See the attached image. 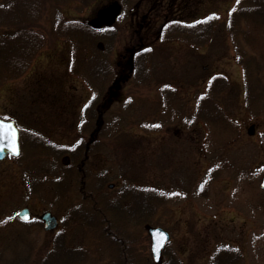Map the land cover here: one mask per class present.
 I'll list each match as a JSON object with an SVG mask.
<instances>
[{"label":"rangeland","instance_id":"374dc122","mask_svg":"<svg viewBox=\"0 0 264 264\" xmlns=\"http://www.w3.org/2000/svg\"><path fill=\"white\" fill-rule=\"evenodd\" d=\"M124 1L131 2L121 10L116 28L120 32L118 45L110 59L128 73V44L136 46L141 36H148L146 28L130 31V12L136 11L138 0H49L34 27L44 38V50L23 77L0 87V119L14 121L27 133L36 131L57 144L72 147L73 134L94 90L70 71V63L71 59L83 61L90 56L93 43L88 39L83 43V37L72 42L61 32L59 37L56 28L62 30L71 23L93 28L91 24L96 23L100 11ZM143 1L138 21L150 22L149 35L159 31L168 16L162 12L170 11L171 6L172 17L186 23L216 15L215 35L203 49L153 41L149 80L139 84L131 78L128 84L121 85L119 100L106 108V131L100 150L92 158L90 191L104 179V191L110 197L124 187L163 192L167 201L148 225L169 233L171 241L166 252L176 254L181 264H210L214 250L222 245L244 253L246 260L242 264H264V258H257V243L259 247L264 243V190L259 187L264 176V101L258 108L249 109L243 68L236 62V50L244 48L243 43L240 39L233 42L227 32V21L238 0ZM117 10L108 14L110 21ZM144 15L151 16L143 21ZM52 50H57V60L52 58ZM124 57L127 58L123 60ZM217 76L231 85L220 96V104L239 135L234 136L223 157L229 174L213 182L207 195L200 196V187L213 162L205 151L206 128L202 124L189 125V121L199 97ZM171 89L174 97L167 105L165 93L171 94ZM46 177L60 180L66 176L53 159L34 158L19 163L7 158L0 162V264H66L69 259L77 264L70 249L79 253V263L113 264L112 250L99 234L70 220L73 210L82 205L78 180L67 176L69 188L65 191L55 193L56 188L46 186L39 196L31 194L28 180L42 181ZM171 194L179 199L171 202ZM24 208L31 210L35 221L50 212L58 219L59 228L50 236L37 226H24L17 218ZM144 227L135 246L141 247L147 257L151 241ZM129 229L133 230V226Z\"/></svg>","mask_w":264,"mask_h":264},{"label":"trees","instance_id":"16d2710c","mask_svg":"<svg viewBox=\"0 0 264 264\" xmlns=\"http://www.w3.org/2000/svg\"><path fill=\"white\" fill-rule=\"evenodd\" d=\"M48 1L0 0V87L6 82L23 77L32 68L36 57L43 51L44 38L37 33L34 27L44 13ZM138 1L135 4L140 8L144 1ZM130 2L125 1V7H128ZM172 13V6L170 11L167 9L162 12V15L168 16L164 17L163 24L154 35H149V22H144V24L138 22L137 27L131 24L130 31L135 33L138 27L141 30L146 28L148 36H141L139 44L142 47L137 45L127 47L129 49L134 47L133 54H135L128 73L122 71L121 67L115 66L110 59L116 44L118 45L120 36L119 30L118 32L116 30L118 23L111 28L91 24L94 26L93 29L79 23L67 24L62 30L56 28V34L59 37L61 32V35L72 42L83 37L85 38L83 43H87V39L89 43H93L92 52L86 59L83 61L82 59H71L70 71H74L73 74L77 78H82L87 86L94 90V94L83 110L76 134H73V142L76 143L72 146L74 148L58 145L37 134H33L29 142L26 141L24 132H21L22 155L16 160L17 162H28L34 158L53 159L59 165L61 173L66 176L60 180L52 177L42 178V181L28 180L29 192L39 196L46 186L53 190L56 188L55 193L59 190L65 191L69 188L67 184L69 177L67 176L75 177L79 182V192L83 195V199L82 205L71 213L70 220L75 219L99 234L112 250L115 258L113 264H153L150 256L146 257L143 251L139 253L135 246L136 241L132 231L135 229L134 222L137 219L136 210L137 208L141 210L142 228L150 223L152 215L167 200L164 201L163 192H154L144 187H124L114 197H110L104 191L107 183L104 179H100L95 188L93 187L94 190L90 191L93 178L88 162L90 157L100 150L99 144L106 131L102 127L105 125L106 108L120 98L121 84L126 83L129 78L136 80L139 84H145L149 80L148 60L150 50L154 45L153 41L163 42V44L178 42L195 49H203L211 43L218 24L216 15L210 19L186 23L172 17ZM157 17L154 19L156 20ZM227 27L231 40L236 43L240 39L243 43L244 48L239 47L236 50V62L244 72L243 88L246 103L249 109L258 108L264 101V45L262 44V41L264 42V0H238L227 21ZM96 34L101 38L97 39ZM254 53H258V56L253 55ZM77 54L75 52V57ZM230 87L228 80L222 76L211 79L205 92L199 97L189 121V125L202 124L206 128L208 137L205 151L213 162L200 187V196L207 195L213 182L220 180L224 174H229L223 157L231 146L232 139L239 133L221 106L220 96L226 94ZM172 93V89L171 94H168V91L165 93L167 105L174 97ZM255 116L261 117L263 114H255ZM242 179H244V174H242ZM178 199L179 196L171 194V202ZM35 225L37 224H31V226ZM132 226L133 230L128 231V227ZM257 247L259 248L257 258L261 261L264 258V251H262L264 243H261V247L257 243ZM70 251L77 256V258L73 256L77 264H82V262L79 263V253L73 249ZM56 253L57 250L54 254ZM243 254L235 247L222 245L214 250L210 264H242L246 260ZM66 256L68 258V255ZM163 256L162 264H181L173 252L170 255L165 250ZM64 260L65 258L62 261ZM66 264L74 263L69 259Z\"/></svg>","mask_w":264,"mask_h":264},{"label":"water","instance_id":"95a60500","mask_svg":"<svg viewBox=\"0 0 264 264\" xmlns=\"http://www.w3.org/2000/svg\"><path fill=\"white\" fill-rule=\"evenodd\" d=\"M0 123H10L15 127L14 123L12 122H6L0 120ZM17 147H18V154H16L13 151L10 139L7 136H3L2 134H0V161L5 160L8 155H11L13 157H18L20 155L21 151H20L18 130H17ZM261 188L264 189V178L261 183ZM18 217L24 223H28L31 221V215L28 209H24L23 211H21ZM41 219L44 223L45 232L53 231L56 229L58 225L57 220L50 213L45 214ZM149 234L152 239V255L154 261L155 263H159L161 259L162 251L169 242L170 236L161 228L150 229ZM158 247H159V251H157Z\"/></svg>","mask_w":264,"mask_h":264},{"label":"flooded vegetation","instance_id":"af4514ba","mask_svg":"<svg viewBox=\"0 0 264 264\" xmlns=\"http://www.w3.org/2000/svg\"><path fill=\"white\" fill-rule=\"evenodd\" d=\"M162 1H165V0H161L160 2H162ZM113 5L111 6V7H107L106 6V8H105V13L108 15L111 11H113V10H115L116 8L118 9L117 10V12H116V14H115V18L112 20V23H113V21H115L116 19H117V17H119L118 18V20H117V22H119L120 21V19H121V17H122V12H121V10L123 9V11H124V9H126V5H125V3L123 2L122 3V5L120 4V6H121V8H120V6H118L117 5V3H112ZM163 6V5H162ZM162 6L161 7H159V8H162ZM138 9H140L139 8V6L138 7H136V11H133V12H130V17L132 18V23L134 24L133 26L134 27H136L137 25H138V20H139V11H138ZM121 12V13H120ZM120 15V16H119ZM151 16V15H150ZM150 16H147V15H144V17L142 18V20H148V18L150 17ZM109 19H107V20H104L103 22H104V24H107L108 25V23H109ZM150 26V22H149V24H148V27ZM141 41V40H140ZM131 46V44L130 45H128L127 47H130ZM138 47H142V45H140V44H138L137 45ZM133 48L134 47H132L130 50H128V54H129V60H128V66L129 67H131V63H132V60L134 59V57H135V54H133ZM52 53H53V57L52 58H55L56 60H57V55H56V50H52ZM125 58H127V57H124V59L123 60H125ZM37 60V59H36ZM35 60V61H36ZM118 67H121V64H118ZM129 82V80L127 81V83ZM104 125V124H103ZM104 129H105V125L104 126H102ZM101 127V130H103V128ZM28 135H30V136H32L30 133H28ZM94 156V155H93ZM92 158L93 157H90V159H89V162H88V167H89V169H90V172L92 173V175H93V168H92ZM141 213H140V209L139 208H137V210H136V220H135V222H134V224H135V230L133 231V235H134V238H135V244H137V243H139V241H140V237H141V226H142V224H143V221H142V219H141ZM146 226H147V224H146ZM137 250L139 251V253L141 252V247L140 248H137ZM149 256H150V258H152V255H151V253H149ZM154 264V263H153ZM161 264H162V261H161Z\"/></svg>","mask_w":264,"mask_h":264},{"label":"snow or ice","instance_id":"6c2138e0","mask_svg":"<svg viewBox=\"0 0 264 264\" xmlns=\"http://www.w3.org/2000/svg\"><path fill=\"white\" fill-rule=\"evenodd\" d=\"M0 134L7 136L10 139L13 151L18 154L16 128L10 123H0ZM157 251H159V247L157 248Z\"/></svg>","mask_w":264,"mask_h":264}]
</instances>
